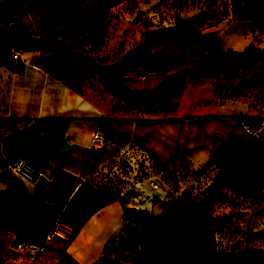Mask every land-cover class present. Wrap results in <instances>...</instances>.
Returning a JSON list of instances; mask_svg holds the SVG:
<instances>
[{
  "label": "rangeland",
  "instance_id": "rangeland-1",
  "mask_svg": "<svg viewBox=\"0 0 264 264\" xmlns=\"http://www.w3.org/2000/svg\"><path fill=\"white\" fill-rule=\"evenodd\" d=\"M157 28L194 40L213 33L222 54L202 39L173 46ZM0 32L8 33L0 34V110L9 70L35 63L127 117L181 108L183 90L205 94L195 115L223 106L236 121L264 115V0H0ZM16 123L0 120V264H80L67 246L110 200L120 208L116 232L90 264H146L152 227L154 264H264V130L249 136L239 127L215 156L198 151L196 164L178 171L160 162L151 169L130 154L40 203L30 183L10 185L3 174L14 154L28 157ZM149 176L159 195L151 203L142 201L153 192ZM19 242L39 248L34 260Z\"/></svg>",
  "mask_w": 264,
  "mask_h": 264
},
{
  "label": "crops",
  "instance_id": "crops-1",
  "mask_svg": "<svg viewBox=\"0 0 264 264\" xmlns=\"http://www.w3.org/2000/svg\"><path fill=\"white\" fill-rule=\"evenodd\" d=\"M31 65L9 70L0 120L17 121L18 133L26 134L28 159L50 175V180L30 183L36 194L45 193L44 198H54L53 190L81 185L130 147L147 152L161 167L178 171L188 162L196 164L192 159L198 151L215 156L240 131L225 106L214 114L190 113L192 105L204 103L205 94L199 91L177 93L181 108L133 118L113 113L115 106L100 102L90 91L73 88ZM95 130L105 132L111 143L93 148ZM142 201L152 202L148 194ZM119 215V206L110 203L86 216L67 246L68 253L80 264L97 261L115 235Z\"/></svg>",
  "mask_w": 264,
  "mask_h": 264
},
{
  "label": "built area",
  "instance_id": "built-area-1",
  "mask_svg": "<svg viewBox=\"0 0 264 264\" xmlns=\"http://www.w3.org/2000/svg\"><path fill=\"white\" fill-rule=\"evenodd\" d=\"M31 66L34 69H39V66L35 63H32ZM237 122L239 127L249 136H257L264 130V115L256 117L240 116L237 117ZM106 143H111V140L107 137L105 132L101 130H95L92 132L91 145L93 148H100ZM130 154H136L140 158V160H142L147 166H150L151 169L152 167L156 168L155 166L158 164L157 161L147 152L135 147H130L122 151L118 155L116 160H124V158H126L127 155ZM3 174L4 176L10 174L24 183H35L43 179H49L45 172L39 171V169L34 165L32 161H30V159H28V157L17 153L14 154L10 162L4 166ZM148 180L150 181V186L153 190L152 193L148 194V197L159 198V195L155 193L157 190L155 179L153 178V176H149ZM17 247L20 251H24L30 254L31 260H34L35 258V249H39L26 242H19L17 244Z\"/></svg>",
  "mask_w": 264,
  "mask_h": 264
},
{
  "label": "trees",
  "instance_id": "trees-1",
  "mask_svg": "<svg viewBox=\"0 0 264 264\" xmlns=\"http://www.w3.org/2000/svg\"><path fill=\"white\" fill-rule=\"evenodd\" d=\"M87 5L92 7V8H96L97 7V2L94 1H89L87 2ZM153 32L165 39L166 41H168L171 45L176 46V47H185L186 45H188L190 42H194L196 44H201V40H204L203 42H205L206 44H204L210 53H212L214 56L219 57L222 54V49L220 47V41L218 39V37L213 34V33H207L204 35H199L198 36V40H194L191 37L181 34L177 31H175L174 29L171 28H157L155 30H153ZM1 35H8V33L6 32H0ZM28 40H30L31 43H34V41L27 37ZM9 41L12 40L11 36L8 38ZM33 49H36L37 46L36 44H33ZM202 45V44H201ZM188 118H191L190 116H188ZM113 200L110 201H106V202H102L100 201L96 208L95 211L98 210L99 208L103 207L104 205H107L109 203H111ZM153 238H154V230L153 227L151 228L150 232L147 234L146 236V240H147V244H148V252H147V256H146V264H154V256H153V252L151 251V246L153 243ZM214 260L217 259V257L213 258ZM223 257L220 258V260H222Z\"/></svg>",
  "mask_w": 264,
  "mask_h": 264
},
{
  "label": "water",
  "instance_id": "water-1",
  "mask_svg": "<svg viewBox=\"0 0 264 264\" xmlns=\"http://www.w3.org/2000/svg\"><path fill=\"white\" fill-rule=\"evenodd\" d=\"M14 28H16V29L23 28L25 30L26 35H30L28 27H27V25L24 22H18L16 24H14ZM67 146H68V144H65V147H67ZM6 179L9 182L10 185H15L17 183V181L19 180L18 178L13 177L10 174L6 175ZM20 186H24L23 182L20 183ZM44 196H45L44 192H37V194H36V202H40L41 203L43 201V199H44ZM27 205H29L31 210L35 209L33 200H29L27 202Z\"/></svg>",
  "mask_w": 264,
  "mask_h": 264
}]
</instances>
